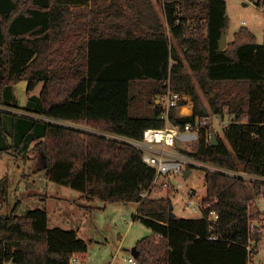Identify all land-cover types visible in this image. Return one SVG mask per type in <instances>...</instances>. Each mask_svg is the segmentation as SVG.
<instances>
[{
  "label": "trees",
  "instance_id": "16d2710c",
  "mask_svg": "<svg viewBox=\"0 0 264 264\" xmlns=\"http://www.w3.org/2000/svg\"><path fill=\"white\" fill-rule=\"evenodd\" d=\"M118 1L103 6L97 0H0V105L9 104L22 80L28 90L44 83L28 105L43 119L0 109V125L5 113L19 125L15 142L0 147V156L19 149L18 135L27 146L39 133L35 148L43 153L42 168L51 180L90 201L138 203L134 218L153 231L135 245L139 264H249V220L264 212L250 201L264 193L263 181L251 185L208 171L206 199L219 213L215 227L204 217L170 218V198L145 196L156 172L141 151L99 130L140 139L147 128L165 126L156 103L153 115L131 116L134 81H153L154 99L169 90L192 98V114L170 110L174 124L209 114L202 91L217 114L229 106L228 143L219 134L218 145L207 143L203 129L197 149L182 150L227 170L264 177V42L242 26L219 50L230 22L226 0H169L165 22L152 0H121L126 7ZM88 4L89 10L82 9ZM18 210L19 203L0 214V262L71 264L73 256L85 257L89 242L77 229L51 228L46 208L25 215ZM261 237L257 231L256 239Z\"/></svg>",
  "mask_w": 264,
  "mask_h": 264
},
{
  "label": "rangeland",
  "instance_id": "374dc122",
  "mask_svg": "<svg viewBox=\"0 0 264 264\" xmlns=\"http://www.w3.org/2000/svg\"><path fill=\"white\" fill-rule=\"evenodd\" d=\"M103 6H108L111 0H97ZM121 1V0H119ZM160 16L164 20L165 12L163 0H153ZM229 16V29L227 31L228 43L234 39V34L242 26L250 28L256 35L259 43L264 42V9L253 0H226ZM123 4V1L121 2ZM246 3V4H245ZM92 4H88L85 10H89ZM198 14L204 11L197 9ZM169 32V29L167 30ZM230 40V41H229ZM183 54L182 50L180 49ZM23 81V80H22ZM43 82H40L34 90H28L27 80L14 85L15 97L9 100V104L0 109L14 113L16 117H34L43 119L40 115L28 109L30 97L39 95ZM151 80L134 81L131 88L133 97L130 114L131 116H150L154 113L155 99L151 95ZM201 91V90H200ZM205 104L212 115V130L225 138L223 124L220 120H230L233 115L229 112V106H225L223 115L217 114L210 105V96L202 91ZM184 112L190 111L184 108ZM11 113L3 116V125H0V147L13 144L14 134L18 131V119ZM228 118V119H227ZM87 131H94L85 126L73 123H65ZM4 133V134H3ZM39 133H36L27 146H22L21 136L18 135L16 146L18 150L6 151L0 156V214L10 213L19 203L18 212L27 214L30 210L46 208L50 215L49 225L51 228L61 227L64 229H77L80 237L88 240L89 248L85 257H79L80 264H130L129 257L133 256L131 249L145 236H150L153 231L140 219L134 218L138 212L139 204L136 202H105L100 199L88 200L82 193L70 186L51 180L42 168L45 161L44 155L35 148ZM227 142V139L225 138ZM228 143V142H227ZM185 147V146H184ZM190 151L197 149V144L191 143L187 147ZM180 150L183 147L179 148ZM175 181L182 184L181 190L162 189L156 191L153 197H168L171 199L174 213L177 217L199 218L200 213L185 207L189 200L186 193L190 188H195L197 195L205 197L207 184L205 173L201 168H194L193 173L187 179ZM251 186V185H250ZM260 195H255L258 204ZM254 198V199H255ZM86 205V206H85ZM132 221V222H131ZM264 243V237H262ZM260 257L257 256V261Z\"/></svg>",
  "mask_w": 264,
  "mask_h": 264
},
{
  "label": "built area",
  "instance_id": "2783aa9c",
  "mask_svg": "<svg viewBox=\"0 0 264 264\" xmlns=\"http://www.w3.org/2000/svg\"><path fill=\"white\" fill-rule=\"evenodd\" d=\"M167 1L169 0H163L164 10ZM253 1L256 4L259 3L258 0ZM258 5L264 9V3H260ZM178 13L180 14V11H178ZM189 98H191L189 95L174 93L171 90H169L166 94L158 96L157 102L163 108L161 117L166 121L165 126L147 128L140 139H134L128 136L99 130L100 133L111 138L125 141L136 146L142 153L143 161L155 169L156 175L154 181L151 189L145 193V196H153L158 187L172 189L174 191L181 190L182 184H180V182L177 183L175 179L178 180L179 178V181L187 179L192 175L194 168L203 169L205 174L208 171H220L233 176H238L251 185L254 181L264 182V177L252 175L243 170H227L198 160L187 152L179 149L180 147H183L184 150L190 151L189 148L185 147L194 142L198 146L203 129H206L207 143L212 142V136L216 133L212 130V126L214 124L210 123L212 120L210 114L199 116L196 118L195 122H187L185 125L174 124L171 122L169 118L170 110L172 108L178 109L183 106H180L179 101L185 100L186 102ZM217 121L218 123H222L224 125V132L228 124L233 121V117L230 120H220L218 118ZM178 141H180V145L177 144ZM188 170L191 172L186 176V172ZM194 189L195 188H190V190L186 193V197L189 200L185 203V207L193 210L194 212L200 213L201 217H204L209 221V226L214 228L219 219L218 211L212 208V200L206 199L207 194L205 197H202L197 195V192ZM259 200H262V203L264 204V193L258 197V201ZM250 203L252 205H256V203L258 204L259 202H257L256 198H253ZM259 207L263 210L262 205H259ZM249 221L250 234L247 243L248 262L249 264H264V243H262V237H264V212L261 215V218H251ZM257 231L262 234L260 239H256ZM257 256L260 257L259 261H257ZM128 261L130 264H139L134 256L129 257ZM0 264L15 263L12 260H3ZM71 264H79V257L73 256Z\"/></svg>",
  "mask_w": 264,
  "mask_h": 264
},
{
  "label": "water",
  "instance_id": "95a60500",
  "mask_svg": "<svg viewBox=\"0 0 264 264\" xmlns=\"http://www.w3.org/2000/svg\"><path fill=\"white\" fill-rule=\"evenodd\" d=\"M228 45V38H227V32L226 30H223L222 31V34H221V38H220V41H219V50H223L227 47ZM178 145H180V141L177 142ZM219 144V140H218V135L216 133L213 134L212 136V145H218ZM190 170H188L186 172V176L188 174H190ZM169 217L170 218H174L176 217V214L174 213V207H173V204L171 203L169 205ZM132 254L135 258H137L139 256V251L137 250V247L134 246L132 249Z\"/></svg>",
  "mask_w": 264,
  "mask_h": 264
},
{
  "label": "crops",
  "instance_id": "0c3cea01",
  "mask_svg": "<svg viewBox=\"0 0 264 264\" xmlns=\"http://www.w3.org/2000/svg\"><path fill=\"white\" fill-rule=\"evenodd\" d=\"M153 1V0H152ZM119 2V4L122 6V7H126L127 6V4L125 3V2H123V4L121 3L122 1H118ZM154 2V1H153ZM246 4V3H245ZM154 5H155V3H154ZM156 7V6H155ZM166 19V18H165ZM230 41V40H229ZM23 81H25V80H23ZM23 81H21V82H23ZM28 82V81H27ZM20 83V82H19ZM155 103L156 104H158V102H157V99H155ZM154 106H155V104H154ZM185 107H188L189 108V110L190 111H188V112H184L183 111V109L185 108ZM177 111H178V113L180 114V115H190V114H192V111H193V102H192V99L191 98H189V100H186V102H185V104H183V106H181V107H179L178 109H177ZM210 114V113H209ZM211 117H212V115H210ZM49 214V213H48ZM49 222H50V215H49Z\"/></svg>",
  "mask_w": 264,
  "mask_h": 264
},
{
  "label": "bare ground",
  "instance_id": "6f19581e",
  "mask_svg": "<svg viewBox=\"0 0 264 264\" xmlns=\"http://www.w3.org/2000/svg\"><path fill=\"white\" fill-rule=\"evenodd\" d=\"M185 108H188V107H185Z\"/></svg>",
  "mask_w": 264,
  "mask_h": 264
}]
</instances>
